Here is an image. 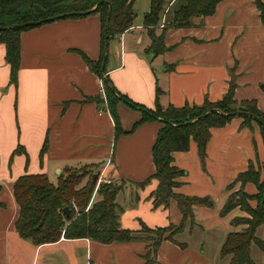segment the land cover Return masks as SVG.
<instances>
[{
	"label": "crops",
	"instance_id": "1",
	"mask_svg": "<svg viewBox=\"0 0 264 264\" xmlns=\"http://www.w3.org/2000/svg\"><path fill=\"white\" fill-rule=\"evenodd\" d=\"M149 1L134 0L131 27L108 42L105 69L118 92L150 109L156 101L161 107L201 104L205 98L220 99L232 73L234 98L254 99L264 114V24L254 0H221L213 13L168 27L166 49L158 54L146 50L150 38L142 22ZM100 32L97 13L55 18L21 31L16 84L9 82L0 43V264H143L149 244L143 239L102 243L64 237L33 244L14 226L18 205L12 184L22 174L45 173L55 184L65 167L89 165L97 183L121 184L115 202L122 228L137 231L141 223L155 228L181 221L173 198L167 205L153 204L157 180L151 177V147L162 123L154 119L133 126L140 112L119 101L122 132L115 136L109 112L86 99L102 92L101 78L81 56L98 59ZM240 122L233 117L210 129L203 161L192 139L187 150L172 153V164L183 171L173 192L208 196L212 205L193 204V222L159 243L152 264H228L230 256H220V248L229 232L241 230L230 220L244 211L235 207L219 214L227 186L253 161L264 177L260 128L254 121L251 128ZM243 190L253 194L256 187L246 182ZM255 235L264 243V224ZM250 256L264 264V250L254 243Z\"/></svg>",
	"mask_w": 264,
	"mask_h": 264
},
{
	"label": "trees",
	"instance_id": "2",
	"mask_svg": "<svg viewBox=\"0 0 264 264\" xmlns=\"http://www.w3.org/2000/svg\"><path fill=\"white\" fill-rule=\"evenodd\" d=\"M164 1L150 0L149 10L143 15L142 23L150 38L146 50L154 54L166 49L163 35L168 27L184 26L193 16L204 17L213 13L221 0H171L169 17L162 22L160 19ZM133 2L134 0H0V43L4 44V58L9 64V82L16 84L21 31L54 20L52 17L61 13L72 12L59 18L98 14L101 27L99 57L93 61L84 54L81 56L87 67L101 78L102 93L86 99L94 101L99 108L109 112L115 136L122 132L116 112V103L119 101L140 112L141 117L133 126L154 119L162 123L151 147L154 164L151 177L157 180L153 204L167 205L169 199L173 198L181 212V221L177 226L155 228L141 223L137 231L122 228L118 220L120 208L115 202V195L121 184L97 183V176L92 178L93 170H85L90 166L81 165L80 172H72L73 167H65L58 174L55 184L49 181L45 173L18 176L12 184L13 197L18 205L14 226L21 237L36 245L54 242L60 237L89 238L102 243L147 240L149 244L142 255L143 264H152L155 262L159 243L163 239L172 240L173 234L181 230L187 221L193 222V204L212 205L208 196H188L173 192V187L179 183L176 179L183 171L172 164V153L187 150L192 139L196 143L199 158L203 161L210 129L223 126L233 117L241 118L240 127L251 128V123L256 122L264 138V114L254 99L234 98L235 81L232 73L223 96L215 101L205 98L201 104H184L178 107L169 104L161 107L156 101L154 109H150L118 92L106 74L108 42L131 27L135 16ZM254 3L264 24V2L254 0ZM44 148L45 142L40 153ZM146 180L137 185L142 186ZM238 181L241 188L246 182L253 183L256 192L248 194L242 190L240 193L235 191L227 195L219 214L225 215L231 209L239 207L248 216L231 218V224L242 223L246 226L240 231L227 234L220 248V256L229 255L228 264H258L250 256V245L254 243L264 250V243L255 235L256 228L264 224V202L261 204L264 177L261 179L260 170H255L252 162H249L247 168L236 175L227 189ZM248 200H256V204L251 206ZM65 206L67 211L63 210Z\"/></svg>",
	"mask_w": 264,
	"mask_h": 264
},
{
	"label": "rangeland",
	"instance_id": "3",
	"mask_svg": "<svg viewBox=\"0 0 264 264\" xmlns=\"http://www.w3.org/2000/svg\"><path fill=\"white\" fill-rule=\"evenodd\" d=\"M170 2H171V0H165L164 1V6H163V11L161 12V19H160V21H164L167 17H169V12H168V7L171 5L170 4ZM252 165H253V168L256 170V169H259L260 170V168H259V165H258V163H256V162H252ZM80 167L81 166H77V167H73L72 169H71V171L72 172H80ZM85 170H90V168L89 167H86L85 168ZM243 188V187H242ZM241 188V183L238 181V182H235L232 186H231V188L229 189V193L230 192H238V193H240L243 189ZM244 191V190H243ZM245 192V191H244ZM252 201V202H251ZM248 202H249V204L251 205V206H254L255 204H256V200H248ZM248 215H247V213H245L244 212V214H243V216H241V217H247ZM238 225H240V229L242 230L243 228H245V224H238ZM171 231V230H170ZM169 231V232H170Z\"/></svg>",
	"mask_w": 264,
	"mask_h": 264
},
{
	"label": "water",
	"instance_id": "4",
	"mask_svg": "<svg viewBox=\"0 0 264 264\" xmlns=\"http://www.w3.org/2000/svg\"><path fill=\"white\" fill-rule=\"evenodd\" d=\"M87 12V11H86ZM72 12H67V13H61V14H57V15H55V16H53L52 18H59V17H63V16H65V15H69V14H71ZM105 36H106V34H105ZM102 68H103V66H102ZM59 170H57V172H58ZM97 176V174L96 173H93L92 174V178L94 179L95 177ZM263 202H264V191H263V195H262V198H261V204L263 205ZM63 210L64 211H67V207L65 206V207H63Z\"/></svg>",
	"mask_w": 264,
	"mask_h": 264
},
{
	"label": "built area",
	"instance_id": "5",
	"mask_svg": "<svg viewBox=\"0 0 264 264\" xmlns=\"http://www.w3.org/2000/svg\"><path fill=\"white\" fill-rule=\"evenodd\" d=\"M102 93V92H101ZM34 264H38V263H34Z\"/></svg>",
	"mask_w": 264,
	"mask_h": 264
}]
</instances>
